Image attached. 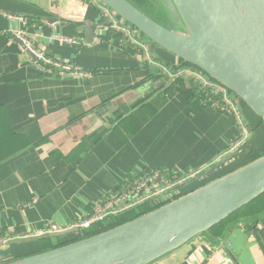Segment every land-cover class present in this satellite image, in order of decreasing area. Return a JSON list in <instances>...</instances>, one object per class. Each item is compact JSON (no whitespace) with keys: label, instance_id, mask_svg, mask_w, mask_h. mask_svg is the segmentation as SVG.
Returning a JSON list of instances; mask_svg holds the SVG:
<instances>
[{"label":"crops","instance_id":"0c3cea01","mask_svg":"<svg viewBox=\"0 0 264 264\" xmlns=\"http://www.w3.org/2000/svg\"><path fill=\"white\" fill-rule=\"evenodd\" d=\"M86 28L94 32L91 42ZM15 31L74 72L36 67ZM134 40L110 27L92 0H0L1 238L37 235L50 222L76 223L122 184L154 170L197 173L243 137L231 110L194 102L186 77L163 76L164 84L151 79L160 70L148 48L167 65L175 66L177 58ZM243 110L255 127L246 155L256 158L264 149V127ZM254 234L232 237L231 251L241 264H264V228ZM199 238L152 264H198L209 251ZM44 240L62 243L12 245L0 250V261L40 252ZM208 264L228 263L220 252Z\"/></svg>","mask_w":264,"mask_h":264},{"label":"water","instance_id":"95a60500","mask_svg":"<svg viewBox=\"0 0 264 264\" xmlns=\"http://www.w3.org/2000/svg\"><path fill=\"white\" fill-rule=\"evenodd\" d=\"M97 1L134 30L133 39L141 44L146 39L175 56V66L187 64L228 90L245 137L176 185L172 191L179 190L178 197L86 237L83 229L73 226L0 241V250L43 239L62 242L0 264H152L198 237L209 245L198 264H208L220 252L228 264H241L231 251L232 237L245 235L248 240L264 228V149L256 158L246 155L255 127L243 110L245 106L264 127V0H153L162 21L130 0ZM86 31L91 42L94 32ZM147 53L173 73V65L154 57L149 48ZM163 76L159 71L151 79L164 84ZM234 163L224 174L198 183L205 174Z\"/></svg>","mask_w":264,"mask_h":264},{"label":"built area","instance_id":"2783aa9c","mask_svg":"<svg viewBox=\"0 0 264 264\" xmlns=\"http://www.w3.org/2000/svg\"><path fill=\"white\" fill-rule=\"evenodd\" d=\"M92 1L99 7L104 17H107L110 27L120 32H123L126 36L132 38V34L134 33L133 29L128 28L122 20H120L113 12H111L108 8L99 3L97 0ZM23 34L24 33H18L15 31V35L26 45L28 44V48H30L35 57L34 61L36 67L42 69L46 66H49L55 71H58L59 74L74 72V66L66 63H58L53 58L47 57L43 52L38 51L33 47H30L29 44L31 43L29 41V38ZM59 39L66 43H76V40L70 37H59ZM139 45L142 48L145 47L144 43H139ZM150 62H152L154 65H157L159 70L164 72L165 78L166 76L170 79L181 78L183 76L186 77L187 81L196 84L199 89L203 90L206 93L207 96L213 97V101L216 105L222 106L223 108L226 107L227 109L231 110L234 115L237 116L238 121L240 122V119L235 109V103L231 100V93L224 87H222L211 79H206L204 76L200 75L188 65H183L181 67L174 66L173 73H171L168 71L167 66L160 65L151 60ZM244 137L245 132L243 127V137L233 146L241 142ZM162 172L166 173L164 172V170H154L147 174L145 173L144 176H140L137 179L125 182L124 184H122V189L120 192H117L114 195L96 203L93 207L92 213L88 214L80 221L68 226L58 225L54 222H50L43 232H58L73 226H77L83 229L84 232L85 230L95 226L96 224L100 223L101 221H104L107 218L119 215L121 213H126L127 211L135 209L136 207L140 206L143 202L152 203L153 201H155V199L159 198L160 195H162V200L165 203L180 195L179 190L172 191L176 185L182 183L183 181L196 174L193 172L180 171L172 175H163ZM5 240L6 238L0 237V241Z\"/></svg>","mask_w":264,"mask_h":264},{"label":"trees","instance_id":"16d2710c","mask_svg":"<svg viewBox=\"0 0 264 264\" xmlns=\"http://www.w3.org/2000/svg\"><path fill=\"white\" fill-rule=\"evenodd\" d=\"M130 1L132 3H134L135 5L141 7L142 9H144L147 12H148V10L154 11V5L152 4L153 0H130ZM148 13L150 14V12H148ZM156 14L158 15V14H160V12L157 11ZM144 41H147V40L144 39ZM185 65H187V64H185ZM179 80L180 79H177V81H174V82H177L178 84L184 86L183 82H181ZM187 85H189L193 91L192 99L194 100V102H196L200 105H207V104L214 103L213 102L214 98L207 96L206 93L203 90L199 89V87L196 84L188 81ZM163 175H168V173H163ZM163 203H164V201H158V200L153 201L150 204L138 206L135 208V210L133 209V210L127 211L123 215H119L117 217H111V218L105 220L104 222H101L97 226H93V227L85 230L83 232L82 236L83 237L90 236L92 234L104 231V230L112 228L114 226H117V225H119L123 222H126L128 220H131V219H133V218H135V217H137V216H139L145 212H148V211L160 206ZM41 245H42V251H45V250L57 247L60 244L58 243L56 245H53L49 240H44ZM8 260L9 259L2 260V261H0V263H4V261H8Z\"/></svg>","mask_w":264,"mask_h":264},{"label":"rangeland","instance_id":"374dc122","mask_svg":"<svg viewBox=\"0 0 264 264\" xmlns=\"http://www.w3.org/2000/svg\"><path fill=\"white\" fill-rule=\"evenodd\" d=\"M150 14L157 20L162 21L161 17H159L153 10H148Z\"/></svg>","mask_w":264,"mask_h":264}]
</instances>
